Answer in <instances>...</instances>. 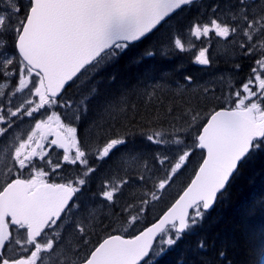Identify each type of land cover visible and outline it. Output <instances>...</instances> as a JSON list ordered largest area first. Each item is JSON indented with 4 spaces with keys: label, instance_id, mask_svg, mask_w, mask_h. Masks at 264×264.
<instances>
[{
    "label": "snow or ice",
    "instance_id": "obj_1",
    "mask_svg": "<svg viewBox=\"0 0 264 264\" xmlns=\"http://www.w3.org/2000/svg\"><path fill=\"white\" fill-rule=\"evenodd\" d=\"M157 33L164 55L191 53V64L217 71L166 81L168 104L157 96L164 85L145 90L143 113L124 92L89 120L98 88L65 95ZM197 152L182 194L136 231ZM261 153L264 0H0V264H154ZM243 239L244 264H264V231ZM216 256L234 264L227 248Z\"/></svg>",
    "mask_w": 264,
    "mask_h": 264
},
{
    "label": "trees",
    "instance_id": "obj_2",
    "mask_svg": "<svg viewBox=\"0 0 264 264\" xmlns=\"http://www.w3.org/2000/svg\"><path fill=\"white\" fill-rule=\"evenodd\" d=\"M160 35L157 33L150 40L131 44L117 59L106 62L91 83H87L88 75L81 76L65 95L78 99L82 95H87L90 88H98L97 99L89 105V120L97 118L99 106L105 99L117 97L124 92L129 94L130 103L137 104L143 113L145 101L148 99L144 95L145 90L151 91L157 84L164 85L162 91L157 90V96L168 104L172 102V91L165 84L166 81L177 80L182 83L181 75L187 70L202 83L217 71L215 68L202 70L201 66L191 64V53L164 55L167 50L157 45ZM148 51H151L153 55H145ZM219 68H224L223 62L220 63ZM174 87L175 85H171L172 89ZM137 144H139V138H137ZM130 147H132L131 144L120 146L118 150H115L111 159L103 165L104 169L116 165V160H120ZM195 156L196 158L191 157L188 164L191 167L187 172L184 170L176 179L179 182L172 189L173 192L162 199V202L154 204L136 231L165 210L187 185L200 160L199 152ZM262 231H264V153L256 155L240 166L224 195L207 212L200 226L186 234L163 255L154 257L153 261L154 264H204L206 260L213 259L216 264H221L216 252L221 248H227L229 260H232L234 264H244L248 259L249 246L245 244L243 234L252 232L258 237ZM201 240L205 241V249L197 248ZM157 242L156 240L155 246Z\"/></svg>",
    "mask_w": 264,
    "mask_h": 264
},
{
    "label": "rangeland",
    "instance_id": "obj_3",
    "mask_svg": "<svg viewBox=\"0 0 264 264\" xmlns=\"http://www.w3.org/2000/svg\"><path fill=\"white\" fill-rule=\"evenodd\" d=\"M21 129H24V130H28V128L30 127V124H29V122L26 120L23 124H21ZM62 152V150H60V149H57L56 150V152L54 153V157H55V155H58L59 153H61ZM194 158H196V156L194 155L193 156ZM119 162V159H117L116 160V164ZM112 167V166H111ZM191 166L189 165L188 166V168L187 169H185L186 170V172H187V170L190 168ZM103 168H105L104 166H103ZM107 168V167H106ZM177 182H179V181H176L174 184H172V186L170 187V188H168L167 189V191H166V193H165V195H164V198L163 199H165L167 196H168V194H170L171 192H173L172 191V189L175 187V185L177 184ZM163 201V200H162ZM161 201V202H162ZM142 221V220H141ZM141 223V222H140ZM140 223L136 226V229H137V227L140 225ZM159 240H160V236L157 238V244H156V246H159ZM166 247V246H165Z\"/></svg>",
    "mask_w": 264,
    "mask_h": 264
},
{
    "label": "water",
    "instance_id": "obj_4",
    "mask_svg": "<svg viewBox=\"0 0 264 264\" xmlns=\"http://www.w3.org/2000/svg\"><path fill=\"white\" fill-rule=\"evenodd\" d=\"M193 176H194V175H193ZM180 194H182V190L180 191V193L178 194V196H177L176 198H178ZM176 198H175V199H176ZM175 199H174V200H175ZM174 200H173V201H174ZM173 201H172V202H173ZM165 210H166V209H165ZM162 212H163V211H162ZM162 212H161V213H160V214H159V215H158L153 221H151L150 223H148V224H147L146 226H144V227L150 226L151 223L155 222V220H156V219L162 214ZM144 227H143V228H144ZM143 228L140 229V230H143ZM158 236H159V234H158ZM158 236H157V237H158ZM156 239H157V238H156ZM154 242H155V241H154Z\"/></svg>",
    "mask_w": 264,
    "mask_h": 264
},
{
    "label": "bare ground",
    "instance_id": "obj_5",
    "mask_svg": "<svg viewBox=\"0 0 264 264\" xmlns=\"http://www.w3.org/2000/svg\"><path fill=\"white\" fill-rule=\"evenodd\" d=\"M194 175V174H193ZM193 177V176H192ZM190 182V181H189ZM183 190V189H182ZM155 243V242H154Z\"/></svg>",
    "mask_w": 264,
    "mask_h": 264
}]
</instances>
